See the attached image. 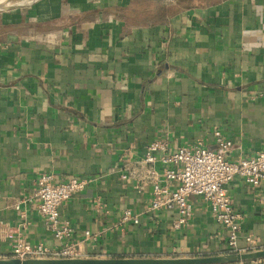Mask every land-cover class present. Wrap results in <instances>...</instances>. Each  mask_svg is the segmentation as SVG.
Segmentation results:
<instances>
[{
    "label": "crops",
    "instance_id": "obj_1",
    "mask_svg": "<svg viewBox=\"0 0 264 264\" xmlns=\"http://www.w3.org/2000/svg\"><path fill=\"white\" fill-rule=\"evenodd\" d=\"M144 8L153 18L137 16ZM216 130L233 141V161L264 150V0L1 7L0 257L20 240L53 250L67 241L83 257L229 251L226 228L206 200L190 196L193 214L179 223L177 209L150 208L152 185L139 179L152 141L171 149L202 141L217 150ZM44 173L57 182L88 179L60 206L73 228L67 240L38 210ZM228 187L242 214L240 246L264 248V183L236 176ZM126 209L138 223L123 220Z\"/></svg>",
    "mask_w": 264,
    "mask_h": 264
},
{
    "label": "built area",
    "instance_id": "obj_2",
    "mask_svg": "<svg viewBox=\"0 0 264 264\" xmlns=\"http://www.w3.org/2000/svg\"><path fill=\"white\" fill-rule=\"evenodd\" d=\"M214 134L217 150L207 148L202 141L177 149H171L165 141H152L139 161V179L147 180L152 185L150 208L177 209L180 214L179 223H184L193 214L189 197L203 198L209 203L216 220L226 228L229 251L249 250L239 244L242 214L233 206L228 186L236 176H242L253 187L263 184L264 150L233 161L228 158L233 141L224 137L220 130H216ZM87 183L86 177L77 176L57 182L53 173H44L39 178V188L35 193L38 210L60 240H67L73 235L69 222L62 221L60 206L76 192L83 190ZM171 183L174 187H170ZM123 220L139 222V218L130 209L124 211ZM247 240L253 241L251 236ZM12 251V256L17 257L79 256L78 248L67 241L60 249L53 250L42 244H30L20 240L14 244Z\"/></svg>",
    "mask_w": 264,
    "mask_h": 264
},
{
    "label": "water",
    "instance_id": "obj_3",
    "mask_svg": "<svg viewBox=\"0 0 264 264\" xmlns=\"http://www.w3.org/2000/svg\"><path fill=\"white\" fill-rule=\"evenodd\" d=\"M5 4L0 3V8ZM264 259V248L191 256H5L0 264H233Z\"/></svg>",
    "mask_w": 264,
    "mask_h": 264
},
{
    "label": "trees",
    "instance_id": "obj_4",
    "mask_svg": "<svg viewBox=\"0 0 264 264\" xmlns=\"http://www.w3.org/2000/svg\"><path fill=\"white\" fill-rule=\"evenodd\" d=\"M183 0H179V2H182ZM122 10H124L123 8H122ZM166 10L167 9H162V10H157V12H156V14L154 15V17L155 18H162L163 17V15L165 14V12H166ZM139 14H137V16L138 17H140L141 16V14L142 15H145L144 17H146V18H149V17H151V18H153V9H152V11H151V9H149V8H144V9H141V12H138ZM134 14V13H133Z\"/></svg>",
    "mask_w": 264,
    "mask_h": 264
},
{
    "label": "rangeland",
    "instance_id": "obj_5",
    "mask_svg": "<svg viewBox=\"0 0 264 264\" xmlns=\"http://www.w3.org/2000/svg\"><path fill=\"white\" fill-rule=\"evenodd\" d=\"M3 1V2H2ZM0 0V2L2 3V4H5V6H7L8 4L9 5H13V4H15V3H18V2H21V1H28V0Z\"/></svg>",
    "mask_w": 264,
    "mask_h": 264
},
{
    "label": "bare ground",
    "instance_id": "obj_6",
    "mask_svg": "<svg viewBox=\"0 0 264 264\" xmlns=\"http://www.w3.org/2000/svg\"><path fill=\"white\" fill-rule=\"evenodd\" d=\"M2 1V0H1ZM3 2V1H2ZM1 3V2H0Z\"/></svg>",
    "mask_w": 264,
    "mask_h": 264
}]
</instances>
